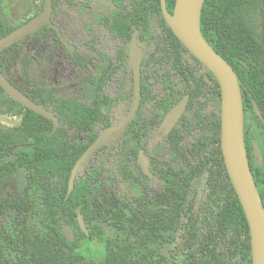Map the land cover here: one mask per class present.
Returning a JSON list of instances; mask_svg holds the SVG:
<instances>
[{
	"label": "trees",
	"instance_id": "obj_1",
	"mask_svg": "<svg viewBox=\"0 0 264 264\" xmlns=\"http://www.w3.org/2000/svg\"><path fill=\"white\" fill-rule=\"evenodd\" d=\"M41 1L44 4L45 0ZM74 1L53 0L56 8L60 3L72 7ZM175 3L176 0H165L170 15L174 14ZM151 15L161 18L162 37L155 52L149 56L148 64L170 65L171 72L191 95L190 111L196 103L201 106L200 113L210 100L205 77L197 75L186 60V54L205 69L213 84L211 101L215 102L217 115L214 120L197 118V123L202 125L208 120L210 134L197 139L189 149L183 144L179 128L172 131L166 140L169 160L160 170L163 188L159 193L146 196L143 186L135 180L139 196L132 202L122 206L114 195L105 196L115 225L128 229L131 235L124 244H117L95 224L91 187L101 182L106 172L104 169L110 162H113L110 178L118 186L129 184L136 178L127 169L129 162L137 161L135 149L112 140L83 166L80 179H76L69 193L72 170L98 137L97 128L112 125L111 99L100 93L91 105L62 98H54L47 104L28 95L38 104L47 108L51 106L50 110L60 122L55 133H52V121L12 99L22 109L21 130L26 141L0 137V264H253L250 228L221 151L222 97L215 76L175 36L163 17L161 0H134L130 6H123L113 18L111 28L123 38L130 39L135 30L149 32ZM201 29L205 39L238 74L246 149L264 204V163L256 165L254 157V143L264 151V124L253 105L255 101L264 117V0H205ZM13 30L8 29L0 17V39ZM50 35L60 43L54 30L47 26L23 42H31L38 52H42ZM23 42L0 54V70L5 75L4 55ZM0 91L7 94L1 86ZM147 97L149 94L143 85V103ZM131 129L138 130V120L125 135L128 136ZM69 131L84 134L85 140L72 141ZM139 131L133 132L135 137L140 136ZM203 173L209 191L207 200L214 209L210 218L200 223L192 209L185 208V205L193 181ZM19 186L25 187L17 195ZM20 215L40 217L42 229L38 230L34 225L22 227ZM62 217L76 229L78 239L72 243L66 240L61 230ZM79 217L85 222L86 230L81 228ZM183 219H187L185 234L175 248L174 259L157 260L149 255L146 238H159L163 232L175 237ZM203 229L206 232L202 234ZM94 243L102 249L98 261L93 260ZM82 248L88 256L82 254Z\"/></svg>",
	"mask_w": 264,
	"mask_h": 264
},
{
	"label": "rangeland",
	"instance_id": "obj_2",
	"mask_svg": "<svg viewBox=\"0 0 264 264\" xmlns=\"http://www.w3.org/2000/svg\"><path fill=\"white\" fill-rule=\"evenodd\" d=\"M134 0H75L72 7L66 3H60L54 7L53 22L58 25L69 43L76 47L74 59L69 56L66 48L53 41V36L47 37L43 51L38 52L31 42H23L21 45L7 51L5 58V73L13 83L25 94L33 96L37 101L50 104L54 98H62L69 101H79L84 104H92L97 96L103 95L111 99V113L113 124H118L127 114L133 102V76L131 69L125 64H119L120 60L127 58L129 40L120 37L109 27L107 19L113 17L121 6L131 4ZM0 17L6 23L8 29H16L26 23L33 15L43 9L41 0H0ZM160 17L151 15L150 30L147 34L140 33L145 45V58L152 55L156 50L154 38H160ZM186 60L192 65L189 55ZM197 75L205 71L201 67H195ZM170 68L166 65L157 67L149 64L142 68L143 79L146 77V86L152 99L147 98L141 105L138 119V129L141 126L140 144L130 141V136L122 135L115 141L135 149L136 153L144 149L149 161L151 178L143 175L138 162H129L127 169L136 178L128 184L118 186L111 177L113 162L104 169L102 180L95 183L92 190L93 212L95 224L102 230L104 235L117 244H124L131 236L128 229L115 225V219L111 213V206L105 201V196L114 195L124 206L139 196L134 186L135 180L141 184L142 191L146 196H153L163 188L160 178V170L165 168L169 160V147L163 137L159 126L165 116V105L172 106L178 94L184 93L182 86L176 77L170 76ZM104 86V90L101 91ZM150 96V95H149ZM179 97V96H178ZM181 97V96H180ZM210 100V99H209ZM215 102L209 101L206 107L196 103L184 116V120L178 124L183 144L191 148L192 144L203 136L210 134L208 120L204 124L197 123V118L214 120L217 115ZM51 109V106H48ZM22 109L15 105L12 98L0 91V137L25 142L26 135L21 130ZM98 133L102 128H97ZM72 141L83 142L85 135L76 131H69ZM254 157L256 165L264 163V151L254 143ZM98 160L100 158H97ZM94 165L92 164L91 167ZM78 174L77 179H80ZM138 179V180H137ZM142 182V183H140ZM25 186L17 188V195L21 194ZM208 188L206 186V174L199 175L192 183L189 190L185 208H191L199 222H205L210 218V212L214 209L208 203ZM84 229L86 225L81 218ZM19 223L31 228L33 225L42 229L40 217L20 215ZM187 219H183V225L177 230L175 237L169 233H162L161 237L147 239L146 249L149 255L157 260H173L175 248L179 246L185 234L184 225ZM60 227L64 237L69 242L76 241L75 227L62 217ZM206 229L202 230V234ZM93 260L98 261L102 255L101 246L93 244ZM84 256L86 251L81 250ZM84 264H88L85 262Z\"/></svg>",
	"mask_w": 264,
	"mask_h": 264
},
{
	"label": "water",
	"instance_id": "obj_3",
	"mask_svg": "<svg viewBox=\"0 0 264 264\" xmlns=\"http://www.w3.org/2000/svg\"><path fill=\"white\" fill-rule=\"evenodd\" d=\"M205 0H176L174 14L170 15L166 9L165 0H161V8L165 21L183 46L199 60L215 76L221 90V151L230 181L240 200L245 213L251 238V256L253 264H264V204L252 172L245 142L244 108L239 77L233 67L210 45L201 29V15ZM53 14L52 0H45L43 10L0 39V54L26 38L34 36L40 29L48 26L57 32L60 40L75 56L76 47L70 44L62 35L58 26L51 21ZM178 16L179 29L171 25V17ZM3 20V19H2ZM4 21V20H3ZM137 32L133 35L129 49V65L134 73V103L127 117L118 125L104 129L91 146L76 162L69 180V193L72 192L80 170L106 144L120 135L135 119L141 104V65L144 51L138 45ZM1 88L16 102L43 118L53 122L55 133L60 122L56 114L35 102L20 90L0 70ZM189 103V96L182 99L165 116L159 130L163 137L169 136L185 114ZM254 109L264 124V117L255 101ZM138 163L147 176H152L149 162L144 150L139 152ZM79 223L84 226L79 217Z\"/></svg>",
	"mask_w": 264,
	"mask_h": 264
},
{
	"label": "flooded vegetation",
	"instance_id": "obj_4",
	"mask_svg": "<svg viewBox=\"0 0 264 264\" xmlns=\"http://www.w3.org/2000/svg\"><path fill=\"white\" fill-rule=\"evenodd\" d=\"M52 2H53V0H52ZM112 3H113V0H112ZM133 2H131V4H132ZM131 4H128V5H126V7L127 6H130ZM43 5H45V2H44V4ZM124 6V5H123ZM123 6H121L120 7V9L119 10H121V8L123 7ZM44 7V6H43ZM43 10V9H42ZM41 10V11H42ZM119 10H117L116 11V13L119 11ZM116 13L113 15V17H111V18H109V19H107V21H108V24H109V27L111 28V22H112V20H113V18L115 17V15H116ZM39 14V13H38ZM37 14V15H38ZM53 16H54V2H53V14H52V18H51V21H52V23L54 24V25H56L54 22H53ZM35 17V16H34ZM32 19V18H31ZM56 26H58V25H56ZM46 27V26H45ZM48 27V26H47ZM44 28V27H43ZM50 28V27H49ZM58 28H59V30L61 31V29H60V27L58 26ZM50 29H52V28H50ZM41 30V29H40ZM39 30V31H40ZM52 30H54V29H52ZM111 30L113 31V32H115L116 34H118L119 35V33H117L116 31H114L112 28H111ZM149 30H150V27H149ZM38 31V32H39ZM37 32V33H38ZM54 32L56 33V36L58 37V39H59V41H60V43L59 42H57V43H59V44H61V45H63L64 46V44L62 43V41L60 40V38H59V36L57 35V32L54 30ZM137 32V40H138V46L140 47V48H142L143 49V51H144V55H143V60H142V65H141V104H140V107H141V105H143V104H145V103H143L142 102V88H143V85L147 88V86H146V81H145V79H146V77L143 79V76H142V68H144L145 67V65H149L148 64V58H149V56H148V58H147V60H145L144 61V58H145V45L143 44V41H142V39H143V37L140 35V33L142 32V33H144L143 31H141V30H135L134 32H133V34L131 35V37H130V39H126V38H124V39H126V40H129V45H130V42H131V39H132V37H133V35L135 34ZM36 33V34H37ZM61 33H62V31H61ZM35 34V35H36ZM144 34H147V33H144ZM34 35V36H35ZM62 35H63V33H62ZM51 36H53V35H51ZM120 36V35H119ZM32 37V36H31ZM63 37H64V35H63ZM120 37H122V36H120ZM65 38V37H64ZM123 38V37H122ZM66 39V38H65ZM155 40V42H156V44H157V42L158 41H160V38H155L154 39ZM53 41H55L54 40V36H53ZM69 42V41H68ZM71 44V43H70ZM73 45V44H72ZM129 45H128V56H127V58H123L122 60H120V62H119V64H125V65H127L130 69H131V72H132V76H133V102L131 103V106H130V108H129V111H128V114L130 113V111H131V109H132V106H133V103H134V73H133V69H132V67L129 65V56H130V49H129ZM157 46V45H156ZM65 47V46H64ZM66 48V47H65ZM66 50H67V48H66ZM68 51V50H67ZM68 53H69V56L71 57V58H73L74 59V56H72L71 54H70V52L68 51ZM190 53V52H189ZM75 55H76V53H75ZM187 55H189V54H186V56ZM190 56V55H189ZM194 57V56H193ZM190 58H191V56H190ZM195 58V57H194ZM192 59V58H191ZM192 66L195 68V67H197L198 65L195 63V61H193V59H192ZM150 64H153V65H156V64H154V63H150ZM163 65H166L167 67H169L170 68V72H171V67H170V65H168V64H162L161 66H159V65H156L157 67H163ZM198 67H200V66H198ZM202 68V67H201ZM204 69V68H203ZM204 71H205V69H204ZM170 76H172V77H176L177 78V80H178V82L182 85V86H184V93H183V95L182 94H178V96H176V100H175V102H173V105L171 106L170 105V103L169 104H166V105H168L169 106V108L168 109H166V105H165V110H164V112H165V116H166V114L175 106V105H177L182 99H184L186 96H189V103H188V107H187V110H186V112H185V114L183 115V117L181 118V120L179 121V123L183 120V118H184V116L186 115V113L188 112V110H189V104H190V100H191V95L190 94H188L187 92H186V88H185V85L183 84V83H181V81H180V79L177 77V75H175L173 72H171L170 73ZM199 76H204L205 77V82H206V86H207V88H208V100L210 99V101L213 99L212 98V93L214 92V87H213V84H212V82L207 78V76H206V71L203 73V74H201V75H199ZM102 90H104V86L102 87V89H101V91ZM147 92H148V94L151 96V94L149 93V91H148V88H147ZM102 94H103V92H101ZM104 96V95H103ZM150 96H149V98H150ZM181 96V97H180ZM106 97V96H105ZM148 98V97H147ZM150 99H152V97L150 98ZM147 101V100H146ZM145 101V102H146ZM222 101V100H221ZM42 105V104H41ZM89 105V104H88ZM91 105V104H90ZM45 107V106H44ZM140 107H139V109H138V112H137V114H136V117H135V119L132 121V123H130L127 127H126V129L124 130V132H122L120 135H118V136H116L113 140H115L117 137H120V136H122V135H125V133L127 132V130H128V128L133 124V122L135 121V120H138L139 119V111H140ZM47 108V107H46ZM49 109V108H48ZM50 110V109H49ZM52 111V110H51ZM128 114L125 116V117H127L128 116ZM165 116H164V118H165ZM124 117V118H125ZM220 117H221V115H220ZM123 118V119H124ZM164 118H163V120H164ZM122 119V120H123ZM121 120V121H122ZM163 120H162V122H163ZM120 121V122H121ZM119 122V123H120ZM162 122H161V124H162ZM118 123V124H119ZM178 123V124H179ZM117 124V125H118ZM161 124H160V126H161ZM178 124H177V126H178ZM116 124H113V121H112V125L110 126V127H112V126H115ZM160 126H159V128H160ZM176 126V127H177ZM141 127V126H140ZM175 127V128H176ZM109 128V127H108ZM174 128V129H175ZM105 129H107V128H105ZM135 129V128H134ZM173 129V130H174ZM104 129H102V131H103ZM134 131H139V129L137 130H133L132 131V129L130 130V132H129V134H128V136H130V141H139L140 140V138H141V134H140V131H139V134H140V136H137V137H135L136 135H134ZM163 133V132H162ZM172 133V132H171ZM170 133V134H171ZM100 134V133H99ZM99 134H98V136H99ZM170 134H169V136H170ZM169 136H167V137H165V139H167ZM118 141V140H117ZM142 150H144V149H142ZM141 151V150H140ZM139 151V152H140ZM144 152H145V150H144ZM138 154V157H137V161L136 162H138V158H139V153H137ZM145 155H146V153H145ZM149 162V161H148ZM139 164V163H138ZM140 166V165H139ZM141 167V166H140ZM142 169V168H141ZM150 170V169H149ZM142 172H143V169H142ZM152 174V173H151ZM143 175L145 176V177H147L148 179L149 178H151L150 176H147V175H145L144 174V172H143Z\"/></svg>",
	"mask_w": 264,
	"mask_h": 264
},
{
	"label": "bare ground",
	"instance_id": "obj_5",
	"mask_svg": "<svg viewBox=\"0 0 264 264\" xmlns=\"http://www.w3.org/2000/svg\"><path fill=\"white\" fill-rule=\"evenodd\" d=\"M171 25L174 29L178 30L179 29V20H178V16H174V17H171Z\"/></svg>",
	"mask_w": 264,
	"mask_h": 264
}]
</instances>
